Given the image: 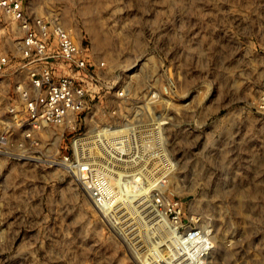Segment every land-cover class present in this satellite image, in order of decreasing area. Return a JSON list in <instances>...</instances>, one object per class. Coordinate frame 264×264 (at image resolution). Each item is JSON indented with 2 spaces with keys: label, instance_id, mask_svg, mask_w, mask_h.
Instances as JSON below:
<instances>
[{
  "label": "rangeland",
  "instance_id": "rangeland-1",
  "mask_svg": "<svg viewBox=\"0 0 264 264\" xmlns=\"http://www.w3.org/2000/svg\"><path fill=\"white\" fill-rule=\"evenodd\" d=\"M26 7L57 16L106 62L109 103L126 88L144 118L167 121L174 168L163 193L212 226L210 264H264V111L257 105L264 0H26ZM134 204V214L145 206ZM123 212L120 204L108 217L98 212L82 181L65 172L0 166V264H142V234L128 225L143 219ZM157 238L161 244L164 233Z\"/></svg>",
  "mask_w": 264,
  "mask_h": 264
},
{
  "label": "built area",
  "instance_id": "built-area-1",
  "mask_svg": "<svg viewBox=\"0 0 264 264\" xmlns=\"http://www.w3.org/2000/svg\"><path fill=\"white\" fill-rule=\"evenodd\" d=\"M105 67L57 16L30 13L26 0H0V166L65 172L82 181L107 217L113 194L129 215L142 199L145 206L132 216L143 222L128 225L142 234V264H210L212 226L163 193L174 168L167 121L144 118L126 88L109 103ZM257 105L264 111V97Z\"/></svg>",
  "mask_w": 264,
  "mask_h": 264
},
{
  "label": "bare ground",
  "instance_id": "bare-ground-1",
  "mask_svg": "<svg viewBox=\"0 0 264 264\" xmlns=\"http://www.w3.org/2000/svg\"><path fill=\"white\" fill-rule=\"evenodd\" d=\"M150 188H151V186H150ZM114 195V194H113ZM116 196H112V201H111V206H110V208H112V207H114L116 204H118L117 203V201H118V196H117V194H115ZM119 205V204H118ZM133 206L135 207V204H133ZM131 209H133V208H131ZM110 212V211H109Z\"/></svg>",
  "mask_w": 264,
  "mask_h": 264
}]
</instances>
